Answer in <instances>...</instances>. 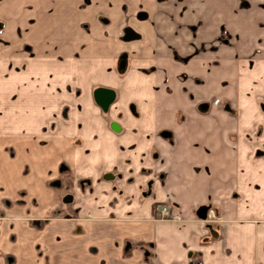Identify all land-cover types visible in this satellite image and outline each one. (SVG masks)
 <instances>
[{"label": "crops", "instance_id": "0c3cea01", "mask_svg": "<svg viewBox=\"0 0 264 264\" xmlns=\"http://www.w3.org/2000/svg\"><path fill=\"white\" fill-rule=\"evenodd\" d=\"M232 2L0 0V264H264V188L246 183L264 155L213 103L219 62L247 44L264 61V18ZM164 202L178 221L149 219Z\"/></svg>", "mask_w": 264, "mask_h": 264}, {"label": "rangeland", "instance_id": "374dc122", "mask_svg": "<svg viewBox=\"0 0 264 264\" xmlns=\"http://www.w3.org/2000/svg\"><path fill=\"white\" fill-rule=\"evenodd\" d=\"M235 2V0H233ZM232 2L231 6L233 10H249L248 12H251V10H254L256 13V17L258 16L264 18V0H237L235 3ZM237 17L232 16V24L236 22ZM247 24V23H243ZM258 26H264V23L262 21L257 22ZM249 31V35L251 32V29L247 28V30L244 29V32ZM228 32V31H227ZM232 32V34H231ZM230 31V41L236 36V32ZM223 40V41H222ZM228 39L225 36L224 38L220 40V44L228 43ZM212 44V43H211ZM242 49L244 50V53L247 54V56H243V58L233 60L230 64H225L224 62H219L217 65V79L222 78L224 75H232L233 78L229 79V83L224 80L221 82V87L218 89L220 91L228 92L227 94L230 96L225 97H219L217 95L216 98H214V105L220 107L219 112H225L227 113V118L229 119H238L240 120L241 117L246 116L248 118L249 123L244 122L241 125L242 134L245 135L246 138L250 140L251 147L255 150V153L259 156L264 155V61L260 59V56L262 54L260 53V47L259 46H250L249 44L243 45ZM239 50V51H243ZM254 50V51H252ZM229 64V66H227ZM226 68V70H224ZM229 68V69H228ZM220 73V74H219ZM227 77V76H226ZM220 80V81H221ZM195 82H201L200 79H195ZM203 83V82H201ZM220 83V82H219ZM227 85V86H226ZM229 85H232L234 88V91L236 90V93L234 94V97H231L232 93L229 91ZM226 88V89H225ZM240 92V93H239ZM203 94V92H200ZM226 94V95H227ZM240 94L241 97L239 96ZM192 97V96H191ZM190 97V98H191ZM241 99V100H240ZM253 105V106H252ZM203 112V111H202ZM183 114L181 112H176V118L181 119ZM59 171V166L57 167V172ZM58 180L57 183H54L55 186L63 184L65 177L70 178V176H66V172H58L57 173ZM237 178L240 175H235ZM61 180V181H60ZM63 181V182H62ZM246 181V180H244ZM247 186L248 188H252L253 186L255 188H264V184L258 182L253 183L250 176L247 175ZM61 184V185H62ZM255 184L257 186H255ZM240 187V186H239ZM238 186L235 187V191H233V194L238 195V198H240V195L242 194L240 192ZM72 193L74 195H78L79 193L76 190H73ZM248 199L250 198V192L248 191ZM166 206L169 205L171 208H169V216L168 219H164L165 221H178L177 214L173 212L174 206L169 202H164L156 205L154 207L153 213L151 214V217H154V211L156 207L159 206ZM204 218H200L203 220L206 224V227L210 230L212 228L215 229V232L218 234L219 232H222L223 229V221L221 217L219 216L220 208L212 207V208H206ZM198 217V216H197ZM199 218V217H198ZM151 221H157L153 220L149 217ZM194 256L190 258L193 259ZM194 259V263H195Z\"/></svg>", "mask_w": 264, "mask_h": 264}, {"label": "water", "instance_id": "95a60500", "mask_svg": "<svg viewBox=\"0 0 264 264\" xmlns=\"http://www.w3.org/2000/svg\"><path fill=\"white\" fill-rule=\"evenodd\" d=\"M94 102L102 109L105 110L113 99V91L111 89L99 87L93 91ZM206 210L201 207L197 210L196 214L199 218H204Z\"/></svg>", "mask_w": 264, "mask_h": 264}, {"label": "built area", "instance_id": "2783aa9c", "mask_svg": "<svg viewBox=\"0 0 264 264\" xmlns=\"http://www.w3.org/2000/svg\"><path fill=\"white\" fill-rule=\"evenodd\" d=\"M169 208H171L169 205L166 206H159L156 207L155 211H154V217H150L153 220H164V219H168L167 217L169 216Z\"/></svg>", "mask_w": 264, "mask_h": 264}, {"label": "flooded vegetation", "instance_id": "af4514ba", "mask_svg": "<svg viewBox=\"0 0 264 264\" xmlns=\"http://www.w3.org/2000/svg\"><path fill=\"white\" fill-rule=\"evenodd\" d=\"M222 37L224 38L225 36L222 35V34L219 35L218 37L215 38V41L219 43L220 40L222 39ZM222 41H223V40H222ZM223 44H224V43H223ZM214 48H215V46H214V42H213L211 45L208 46V49H209V50H214ZM192 55H193V54H191V55H187V56H185V57H183V58H181V59H182L183 61H186L187 59H189L190 57H192ZM97 88H99V87H97ZM103 88H105V87H103ZM95 89H96V88H95ZM95 89H94V90H95ZM107 89H109V88H107ZM94 90H93V91H94ZM92 93H93V92H92ZM92 96H93V94H92ZM113 96H114V94H113ZM93 100H94V99H93ZM112 101H113V99H112ZM112 101H111V103H112ZM111 103H110V104H111ZM110 104H109V105H110ZM109 105H108V106H109ZM97 106H98V105H97ZM98 107H99V106H98ZM99 108H100V107H99ZM107 108H108V107H107ZM107 108H106L105 110H107ZM100 109H101V108H100ZM101 110H102V109H101ZM61 167H62V166H61ZM59 169H61V168H59ZM170 207H171V206H170ZM150 217H151V215H150Z\"/></svg>", "mask_w": 264, "mask_h": 264}]
</instances>
